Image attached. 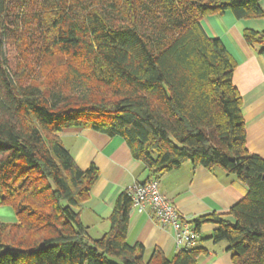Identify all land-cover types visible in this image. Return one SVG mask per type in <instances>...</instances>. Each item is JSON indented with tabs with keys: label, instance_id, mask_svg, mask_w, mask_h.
<instances>
[{
	"label": "trees",
	"instance_id": "trees-1",
	"mask_svg": "<svg viewBox=\"0 0 264 264\" xmlns=\"http://www.w3.org/2000/svg\"><path fill=\"white\" fill-rule=\"evenodd\" d=\"M262 1L0 0V206L17 217L0 222V264H200L201 238L172 260L127 243V190L110 229L91 238L80 210L100 172L64 145L74 127L122 137L147 181L187 162L235 175L247 193L233 220L181 221L216 224L211 240L233 264H264V158L247 148L236 62L202 25L226 11L264 17ZM243 37L264 54V30Z\"/></svg>",
	"mask_w": 264,
	"mask_h": 264
},
{
	"label": "crops",
	"instance_id": "crops-1",
	"mask_svg": "<svg viewBox=\"0 0 264 264\" xmlns=\"http://www.w3.org/2000/svg\"><path fill=\"white\" fill-rule=\"evenodd\" d=\"M262 7L264 9V0ZM202 25L208 36L223 42L236 62L233 82L243 97L247 148L264 158V54H259L243 37L247 29L263 31L264 17L237 19L233 12L226 11L207 16ZM60 136L81 169H88L92 163L99 169V179L80 210L81 221L89 235L99 239L110 229V217L118 196L135 182L147 181L148 173L142 162L133 158L122 137H109L77 127L64 129ZM159 187L186 219L215 212L233 220L231 208L247 193V187L221 167L195 168L190 162L162 176ZM15 222L17 217L12 215L9 223ZM217 228L216 224L206 223L200 229V264H233L227 243L211 240ZM175 234L172 225L158 224L150 207L141 213L132 210L127 243H141L148 256L155 248H160L172 260L179 251Z\"/></svg>",
	"mask_w": 264,
	"mask_h": 264
},
{
	"label": "built area",
	"instance_id": "built-area-1",
	"mask_svg": "<svg viewBox=\"0 0 264 264\" xmlns=\"http://www.w3.org/2000/svg\"><path fill=\"white\" fill-rule=\"evenodd\" d=\"M126 190L132 198V210L141 213L150 207L160 226L172 225L175 228L176 243L179 249L197 246L201 238L200 232L188 222L181 221L182 217L174 203L161 193L159 180L135 182Z\"/></svg>",
	"mask_w": 264,
	"mask_h": 264
},
{
	"label": "rangeland",
	"instance_id": "rangeland-1",
	"mask_svg": "<svg viewBox=\"0 0 264 264\" xmlns=\"http://www.w3.org/2000/svg\"><path fill=\"white\" fill-rule=\"evenodd\" d=\"M0 215L3 216L0 217V221L9 222L11 216L12 215L15 216V212L11 206L4 205V206H0Z\"/></svg>",
	"mask_w": 264,
	"mask_h": 264
}]
</instances>
